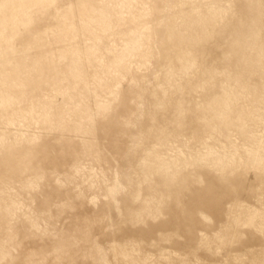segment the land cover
I'll return each instance as SVG.
<instances>
[{
    "label": "rangeland",
    "instance_id": "rangeland-1",
    "mask_svg": "<svg viewBox=\"0 0 264 264\" xmlns=\"http://www.w3.org/2000/svg\"><path fill=\"white\" fill-rule=\"evenodd\" d=\"M0 264H264V0H0Z\"/></svg>",
    "mask_w": 264,
    "mask_h": 264
}]
</instances>
